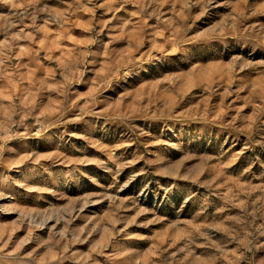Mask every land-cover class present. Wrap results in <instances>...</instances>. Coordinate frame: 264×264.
Masks as SVG:
<instances>
[{
    "label": "rangeland",
    "instance_id": "rangeland-1",
    "mask_svg": "<svg viewBox=\"0 0 264 264\" xmlns=\"http://www.w3.org/2000/svg\"><path fill=\"white\" fill-rule=\"evenodd\" d=\"M0 264H264V0H0Z\"/></svg>",
    "mask_w": 264,
    "mask_h": 264
}]
</instances>
